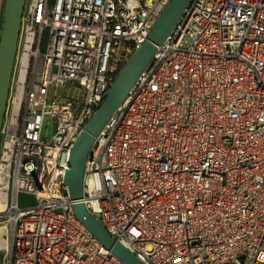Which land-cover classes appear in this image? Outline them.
<instances>
[{
    "label": "built area",
    "instance_id": "2783aa9c",
    "mask_svg": "<svg viewBox=\"0 0 264 264\" xmlns=\"http://www.w3.org/2000/svg\"><path fill=\"white\" fill-rule=\"evenodd\" d=\"M127 2L25 0L0 131V264H124L77 220L64 177L91 104L129 58ZM100 130L81 200L136 255L130 89Z\"/></svg>",
    "mask_w": 264,
    "mask_h": 264
},
{
    "label": "water",
    "instance_id": "95a60500",
    "mask_svg": "<svg viewBox=\"0 0 264 264\" xmlns=\"http://www.w3.org/2000/svg\"><path fill=\"white\" fill-rule=\"evenodd\" d=\"M128 3V2H127ZM25 0H5L2 27L0 31V131L7 106V97L16 58L21 16ZM128 7V4H127ZM130 89V59L128 58L111 81L104 100L96 107L94 103L93 115L83 127L73 144L69 157L68 168L65 173V183L69 187V194L73 200L72 208L75 216L90 233L111 250L124 264H136V255L119 241L114 240L106 229L86 209L83 201L82 185L85 160L91 150L94 137L101 131L102 126L122 102ZM1 135V133H0Z\"/></svg>",
    "mask_w": 264,
    "mask_h": 264
},
{
    "label": "rangeland",
    "instance_id": "374dc122",
    "mask_svg": "<svg viewBox=\"0 0 264 264\" xmlns=\"http://www.w3.org/2000/svg\"><path fill=\"white\" fill-rule=\"evenodd\" d=\"M47 33L45 32L43 35H42V44H41V47H40V51L42 52L45 48V45H46V41H47ZM64 88H62L61 90H63ZM33 201V198L32 196H27V195H21L20 196V202L21 203H31Z\"/></svg>",
    "mask_w": 264,
    "mask_h": 264
},
{
    "label": "crops",
    "instance_id": "0c3cea01",
    "mask_svg": "<svg viewBox=\"0 0 264 264\" xmlns=\"http://www.w3.org/2000/svg\"><path fill=\"white\" fill-rule=\"evenodd\" d=\"M4 4H5V0H0V31H1V27H2V17H3V13H4Z\"/></svg>",
    "mask_w": 264,
    "mask_h": 264
}]
</instances>
